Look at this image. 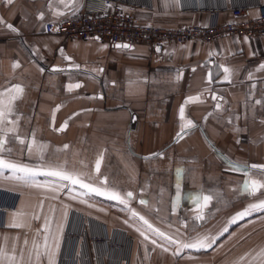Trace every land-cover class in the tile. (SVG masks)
<instances>
[{
	"label": "crops",
	"instance_id": "1",
	"mask_svg": "<svg viewBox=\"0 0 264 264\" xmlns=\"http://www.w3.org/2000/svg\"><path fill=\"white\" fill-rule=\"evenodd\" d=\"M85 1L0 0V91L23 88L0 124V158L34 172L0 168V264H264V208L237 217L264 201V187L244 190L264 185L252 167L264 165V37L157 48L46 32ZM131 1L150 6L126 7L139 24L164 28L207 25L223 8L226 23L232 6L264 4ZM60 169L106 194L49 175Z\"/></svg>",
	"mask_w": 264,
	"mask_h": 264
},
{
	"label": "built area",
	"instance_id": "2",
	"mask_svg": "<svg viewBox=\"0 0 264 264\" xmlns=\"http://www.w3.org/2000/svg\"><path fill=\"white\" fill-rule=\"evenodd\" d=\"M92 1L94 0H86L77 15L46 23V32L66 39L99 38L112 44H134L141 41L152 47L194 40L212 42L229 36L264 37V4L260 3L232 6L229 11L233 19L226 23H220L218 18L219 11L227 9L223 8L212 11V21L207 25L164 28L153 24H139L135 15L126 10V7L150 6L131 0H99L98 5H93ZM12 196L16 197L14 194ZM91 240L108 242L102 236H91Z\"/></svg>",
	"mask_w": 264,
	"mask_h": 264
},
{
	"label": "snow or ice",
	"instance_id": "3",
	"mask_svg": "<svg viewBox=\"0 0 264 264\" xmlns=\"http://www.w3.org/2000/svg\"><path fill=\"white\" fill-rule=\"evenodd\" d=\"M8 2L11 3V0H8ZM60 2L63 3L65 5V7H69L73 4V0H60ZM41 16H42V14H41ZM8 27L12 30H15L12 25H8ZM117 47H121V45H117ZM122 47H129V46L123 45ZM18 66H19L18 64L14 65V67H18ZM261 67H264V65H261ZM224 71L227 73L229 70L227 68H225ZM227 78L228 77L226 75L225 79H227ZM79 86H80L79 84L75 85V87H79ZM72 87H73V85H69V89H71ZM22 93H23V88L20 85H13L8 89H4V90L0 91V124H2L7 119V114L12 111L13 101H15L18 98V96ZM5 96H7V100H5ZM189 99H193V98H189ZM257 103H259V101ZM179 111H180V118H181V120H183L184 119V108H183V106L180 108ZM192 123L193 122L191 120H188L186 124H182L181 125V132H183L187 127L191 126ZM2 131H3V129H0V132H2ZM4 143H5V141H4L3 137L0 136V148H3ZM21 143H23V141H21ZM65 147H67V145ZM252 167L264 168V165H252ZM0 168L12 169L14 172L23 173L25 178L34 174L33 169H31L27 166H24V165H18L16 163L6 161L3 158H0ZM99 168H100V160H97V162H96L97 171H99ZM237 170H239V169H237ZM49 175L60 177L63 180L71 181L72 184H80L81 187L87 188V189H89V191L97 192L101 195L106 194L104 191H101V189L95 188L90 184L84 183L77 176H74L73 174L68 173L62 169L53 170L49 173ZM250 187L252 188V192L254 194L257 187H264V185H257L256 182H251V183L246 182L244 185V190L248 191V189ZM110 195H111V198H113V199H120L121 203H127V201L124 200L123 198H121L120 195L116 192H112V193H110ZM127 196L131 197L132 193L131 192L127 193ZM201 199L203 200L204 206L207 207L208 203L212 200V196L211 195H204V196H202ZM141 203H144V201L142 200ZM256 208H264V201H260L257 204H250L248 206V208L237 213V217L242 219L244 216L249 215L251 210H255ZM130 211L132 212L133 216H139V214L137 212H135L134 210L130 209ZM139 219L144 221V223L146 225H148V227L151 229L152 226L150 224H148V221L143 216H139ZM196 219H203V212L202 211L200 212L199 215L196 216ZM233 222H235V219L233 220ZM13 226L14 227H21L22 225L21 224H14ZM155 231L157 232L158 235L164 236V233L159 232L158 229H156ZM168 240L171 243L180 244L182 247H185V248L197 247V246H199V247H210V243L206 242V238L197 239L195 241V243H183L180 241H175L172 239V237H168ZM152 243L155 244L156 241L153 240ZM0 254H2V253H0Z\"/></svg>",
	"mask_w": 264,
	"mask_h": 264
},
{
	"label": "water",
	"instance_id": "4",
	"mask_svg": "<svg viewBox=\"0 0 264 264\" xmlns=\"http://www.w3.org/2000/svg\"><path fill=\"white\" fill-rule=\"evenodd\" d=\"M157 48H161V46H158Z\"/></svg>",
	"mask_w": 264,
	"mask_h": 264
}]
</instances>
